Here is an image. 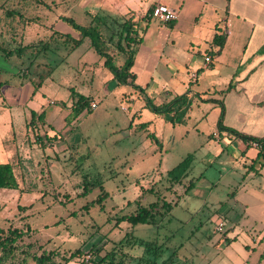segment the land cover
Listing matches in <instances>:
<instances>
[{
	"label": "rangeland",
	"instance_id": "1",
	"mask_svg": "<svg viewBox=\"0 0 264 264\" xmlns=\"http://www.w3.org/2000/svg\"><path fill=\"white\" fill-rule=\"evenodd\" d=\"M120 1L26 0L18 9L21 16L7 19L1 5L16 6L0 0V43L13 51L46 42L49 25L60 17L85 26L96 14L120 12ZM56 27L77 37L65 23ZM68 48L56 42L40 56L30 51L5 59L0 53V82L5 83L0 88V164L12 166L18 183L15 190L0 189V229L25 233L4 264H34L21 253L29 244V255L40 247L66 257L81 249L85 255L69 264H93L91 247L100 249V258L126 234L163 245L159 263L175 254L174 264H264V168L252 170L236 145L228 148L216 140L219 136L212 137L215 113L187 97L179 120L156 114L147 100L158 106L159 96H167L161 90L166 77L160 62L153 97L151 89L140 93L114 86L88 38L70 53ZM169 54L170 48L162 60H170ZM176 76L189 80L186 72ZM37 83L41 86L34 89ZM78 94L95 98L97 109L72 112ZM42 111L44 126L37 121L28 126L32 112ZM143 122L149 128L135 130ZM45 134L56 138L47 145ZM188 155L187 176L171 186L167 172ZM160 200L169 206L153 225L133 227L119 220Z\"/></svg>",
	"mask_w": 264,
	"mask_h": 264
},
{
	"label": "crops",
	"instance_id": "2",
	"mask_svg": "<svg viewBox=\"0 0 264 264\" xmlns=\"http://www.w3.org/2000/svg\"><path fill=\"white\" fill-rule=\"evenodd\" d=\"M120 3L121 11L109 9L108 15L112 18L131 17L141 26L144 25L141 19L152 6L165 5L176 10L178 15L170 27L155 19L149 22L131 70L135 84L145 93L151 89L152 96L157 97L154 79L157 77L156 64L160 62L161 73L166 77L161 90L167 96L165 99L159 96L158 106L184 95L196 97L215 113L212 137L219 136L216 140H221L228 148L236 145L241 156L246 155L252 163L258 149L248 143L244 147L240 138L227 131L223 136L218 122L221 119L222 127L243 135L264 138V0H122ZM59 23L63 22L51 23L50 31L52 25L56 31ZM222 32L226 33L225 44L216 54L218 48L212 45V40ZM67 35L71 36L70 33ZM169 48L170 54L166 57L170 60H162V54ZM121 57L115 52L116 66L123 64L124 58ZM205 57H210L209 63H205ZM185 72L189 75L187 83L183 82L182 76H176ZM192 74L195 78L191 77ZM111 82L116 86L113 78ZM85 97L98 106L95 98ZM76 100H73L71 109ZM142 124H147L145 130L150 126L149 122L139 123L134 126L135 130L142 131L138 129ZM249 148L255 151L249 154Z\"/></svg>",
	"mask_w": 264,
	"mask_h": 264
},
{
	"label": "trees",
	"instance_id": "3",
	"mask_svg": "<svg viewBox=\"0 0 264 264\" xmlns=\"http://www.w3.org/2000/svg\"><path fill=\"white\" fill-rule=\"evenodd\" d=\"M10 4H15L13 9H3V14L7 19H13L15 16H21L18 9L22 7L26 0H9ZM155 6H152L141 19L144 23L141 26L139 22H134L130 18H112L106 15L96 14L91 17V21L88 25H80L73 20L71 17H60V20L67 24L72 30L77 33V38H73L67 34H62L54 30V25L51 26V35L46 42L39 41L36 44H29L26 46L21 45L19 48L10 50L3 43H0V53L5 59L10 58L13 54L18 58L24 52H33L35 56H40L42 53L48 52L52 44L61 43L67 45L69 53L74 51L83 39L88 38L90 46L94 52L104 59V66L113 75V80L118 85L131 86L135 91L142 93V88L135 84V75L131 72L135 62L136 53L139 45L143 41V35L146 33L149 22L153 19L152 12ZM172 22L166 23L169 27ZM226 40V33L222 32L219 35H215L212 40V45L218 48L216 54L223 48ZM113 46L114 49L111 50ZM112 51V52H111ZM115 52L124 57L123 64L116 66L114 62ZM2 71L0 70V74ZM5 83L0 82V88ZM41 86V83H37L34 89ZM187 102V95L176 97L170 102H167L161 106H154L151 100H147V107L154 113L159 115L171 114L173 119L179 120V116L183 111L184 105ZM90 98L78 94L76 102L73 104L72 112L81 114L84 110L90 111ZM223 110L221 112V116ZM40 122L43 127L45 124V113L32 112L31 120L28 126ZM147 124H142L138 129L145 130ZM218 128L225 130L232 136L240 138L244 143L258 145V154L250 165L253 170L255 167L260 170L264 167V138L257 139L238 133L237 131L227 129L221 126V119L218 122ZM151 140L156 144L160 145L154 135H149ZM46 138V139H45ZM44 140L49 142L55 140L56 136L50 137L45 134ZM40 140V139H39ZM44 142V141H43ZM41 146V145H40ZM45 143L41 146L45 148ZM192 156L188 155L183 161L177 166L167 172V180L171 186L178 185L187 176V173L191 167ZM102 188L101 183L97 182ZM18 188V183L13 171L12 166L9 163L0 164V189L15 190ZM103 198L107 196V193L103 192ZM169 206L167 203L157 201L147 207H139L135 214L129 216H122L119 218L120 221H125L131 226L136 225H153L156 221L155 217L159 214L162 208ZM25 233L19 229L8 228L6 231L0 229V264H4L6 261L11 259L16 250H18L17 242L24 237ZM163 245H158L155 242L144 241L141 239L134 238L130 235H125L111 251L107 252L104 256L98 257L100 249L97 246H93L89 250V254L93 255V264H174L175 254L170 255L167 259L159 263V260L163 256ZM32 249V245H27L26 250H21L22 254L30 256L34 264H69L73 259L83 257V251L77 249L76 251L69 254L68 257L60 256L57 250H42L39 249V253L29 255V250ZM98 259V260H97Z\"/></svg>",
	"mask_w": 264,
	"mask_h": 264
},
{
	"label": "built area",
	"instance_id": "4",
	"mask_svg": "<svg viewBox=\"0 0 264 264\" xmlns=\"http://www.w3.org/2000/svg\"><path fill=\"white\" fill-rule=\"evenodd\" d=\"M177 11L174 9H171L165 5H157L152 12V18L161 22V23H168L175 21L177 19ZM205 63L210 62V57H205ZM192 78H195V74L191 75ZM97 104L95 102L90 103L91 109H96ZM252 146L254 148H258V145L256 143H253ZM222 224L219 225L218 231H221Z\"/></svg>",
	"mask_w": 264,
	"mask_h": 264
}]
</instances>
